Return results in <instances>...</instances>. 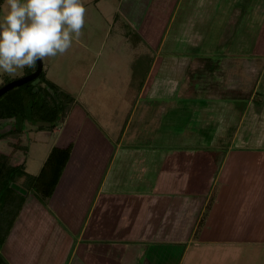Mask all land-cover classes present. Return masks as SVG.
I'll return each instance as SVG.
<instances>
[{
	"label": "crops",
	"instance_id": "obj_1",
	"mask_svg": "<svg viewBox=\"0 0 264 264\" xmlns=\"http://www.w3.org/2000/svg\"><path fill=\"white\" fill-rule=\"evenodd\" d=\"M182 2L163 1L161 10L156 3V11L132 17L142 28L134 45L140 40L146 47L133 49L135 61L148 55L153 71L150 97L142 98L147 77L133 87L129 71L110 73L123 97L136 90L116 132L106 130L104 118L88 112L87 99H81L104 98L102 87L73 95L74 103L53 127L60 144H49L37 172L26 171L37 174L52 146H71L68 161L49 202L27 195L0 247L8 264H141V242L150 241L153 233H146L158 225L154 214L173 200H202L187 241L177 239L185 242L180 259L210 242L218 264L232 260L239 245L264 243L262 225L258 232L253 228L264 215V36L258 42L256 33L264 31V0H218L211 13V0L186 1V18L194 20L175 22ZM176 23L191 33L178 34ZM171 54L227 57L208 67L194 62L200 74L182 84L178 98L156 96L150 91L157 68ZM223 116L229 134L220 141ZM170 252L157 249L160 255Z\"/></svg>",
	"mask_w": 264,
	"mask_h": 264
},
{
	"label": "rangeland",
	"instance_id": "obj_2",
	"mask_svg": "<svg viewBox=\"0 0 264 264\" xmlns=\"http://www.w3.org/2000/svg\"><path fill=\"white\" fill-rule=\"evenodd\" d=\"M163 1L167 2L171 0H83L86 14L81 36L78 39L73 38L72 47L65 54L46 57L41 60L45 78L57 88L74 96L82 92L85 96L87 93L96 90V87H102L104 98H99L100 96H88L81 99H87L85 102L87 111L97 114L98 119L101 121L104 118L107 123L103 124V121L100 123L105 125L106 130L112 133L116 132L120 127L121 122L119 120L123 119L132 106L136 90L133 88V96L128 92L126 97H123L121 88L116 84V81H113L110 73H125L129 71L130 75L134 76L133 87L137 85L138 80L143 81L147 77V80H150L147 81L148 87L146 93L149 92L152 79L151 73L153 71L150 72L148 70V55H142L140 61H135L138 55L133 54V49L136 47L146 49V47L144 42L140 40L139 42L137 41V45H134V38L139 35L138 30L142 28H139L140 26L137 23H133L131 19L135 15L143 16V14L156 11V3L157 10H161L160 7ZM186 1L195 2L196 0H183L182 5L178 6L180 8L175 22H178L182 17L186 21H192L193 18H186L190 15L189 11L191 9L186 6ZM202 1L209 2L210 0ZM211 2L213 5L210 6V13L213 12V7L218 3V0H211ZM3 8L4 0H0V17L3 15ZM166 18L167 16H165ZM252 24H248V27L251 28ZM162 25L164 27L165 23ZM177 26L179 27L178 34L187 35L191 33L192 29H188L185 25L178 23ZM158 28L160 29L161 27L158 25ZM248 32H251V30ZM256 33L258 42H262L260 37L264 36V31H257ZM167 56L166 60H162L159 63L158 72L156 73L153 85H151L150 92L156 96L164 95L163 92H166V94L174 93V98L179 97L180 89L183 88L182 84L187 83L192 78L195 79L200 74L198 72L200 71V62L205 63L208 67L212 63L216 64L218 57H221V59L227 57L222 55L175 54ZM194 62L200 64L195 65ZM34 67L36 68V64ZM27 68L30 69L31 67H25L22 70L18 69L15 75H9L0 71V86L25 75L29 70ZM41 81L39 76L32 80L35 84L38 83L37 85ZM105 90L109 91L105 93ZM149 97L148 93L142 98ZM254 98H258V95L255 94ZM233 106L235 104L231 105L232 108ZM225 117L223 116L218 128L217 138L220 141H224L225 135L229 134L225 132L228 126ZM77 118L80 119V116ZM223 125L226 126L225 130L222 128ZM0 135H4V137H0V150L4 153H11L10 159L13 164H18V166L32 173L37 172L40 168L41 162L47 153L46 151L49 149V144H60L55 132H53V127H48V125L38 127L37 124L33 125L26 122L20 131H18L14 129L13 119H0ZM67 140L71 141L70 135L67 136ZM244 178H246L244 187L247 188L244 193H247V171H245ZM19 189L21 190V188ZM49 200L47 199L48 202ZM188 201L181 203V201L173 200L167 204L168 206L165 209L163 208L160 214L158 213L160 212L158 211L159 209H157L158 212L156 214L153 213L154 217L158 220V225H156V229L151 233H146L150 236L153 233L151 240L141 242L142 246H140V250H143L140 258L141 264H217L211 258L215 245L210 242L205 243L204 247L198 246L193 248L195 251L194 255L188 253L187 256L180 259L182 248L185 246L187 237L196 223L202 200L199 198ZM253 228L257 232L261 228L259 232L264 235V215L253 222ZM177 239L185 240V242ZM154 244H156V247ZM158 247H163L168 252L171 251V254H158ZM237 248L238 254L233 252L231 254L233 256L232 260L218 264H264V243L239 245ZM202 250H205L203 256L201 255ZM229 251L232 252L231 249ZM146 260L147 262H145Z\"/></svg>",
	"mask_w": 264,
	"mask_h": 264
},
{
	"label": "trees",
	"instance_id": "obj_3",
	"mask_svg": "<svg viewBox=\"0 0 264 264\" xmlns=\"http://www.w3.org/2000/svg\"><path fill=\"white\" fill-rule=\"evenodd\" d=\"M34 68H27L29 70L26 73L34 71ZM38 76L42 80L39 85L29 81L19 87H13L0 96L4 97L0 98V119H13L15 130L20 131L26 122L34 125L37 121L48 122V127H54L65 117L74 103L73 95L54 86L45 78L43 70ZM13 149L16 151L15 148ZM70 152L71 146L64 148L52 146L40 171L32 174L12 164L11 153L0 150V247L9 234L27 195L32 194L40 201L51 196ZM216 192L213 191L210 196L202 217L203 222L211 209ZM0 264H8L2 256H0Z\"/></svg>",
	"mask_w": 264,
	"mask_h": 264
},
{
	"label": "clouds",
	"instance_id": "obj_4",
	"mask_svg": "<svg viewBox=\"0 0 264 264\" xmlns=\"http://www.w3.org/2000/svg\"><path fill=\"white\" fill-rule=\"evenodd\" d=\"M83 0H4L0 71L15 75L37 60L65 54L85 24Z\"/></svg>",
	"mask_w": 264,
	"mask_h": 264
},
{
	"label": "water",
	"instance_id": "obj_5",
	"mask_svg": "<svg viewBox=\"0 0 264 264\" xmlns=\"http://www.w3.org/2000/svg\"><path fill=\"white\" fill-rule=\"evenodd\" d=\"M42 70V61L37 60L36 62V68L34 71L27 73L21 77H18L16 79L10 80L6 82L5 84L0 86V96L4 94L5 92L9 91L13 87L20 86L26 82L32 81L35 77H37ZM35 124L38 126H47L49 125L48 122L45 121H37Z\"/></svg>",
	"mask_w": 264,
	"mask_h": 264
},
{
	"label": "flooded vegetation",
	"instance_id": "obj_6",
	"mask_svg": "<svg viewBox=\"0 0 264 264\" xmlns=\"http://www.w3.org/2000/svg\"><path fill=\"white\" fill-rule=\"evenodd\" d=\"M27 74V73H26Z\"/></svg>",
	"mask_w": 264,
	"mask_h": 264
}]
</instances>
